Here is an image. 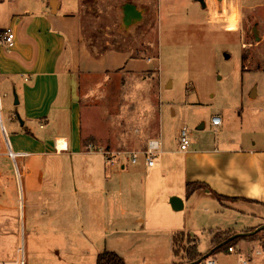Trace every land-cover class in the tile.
<instances>
[{"label": "crops", "instance_id": "crops-1", "mask_svg": "<svg viewBox=\"0 0 264 264\" xmlns=\"http://www.w3.org/2000/svg\"><path fill=\"white\" fill-rule=\"evenodd\" d=\"M9 3L0 2V30L14 28L16 43L11 48L0 43V152L8 146L27 156L21 175L13 160V170L0 175V213L7 214L6 240L18 242L22 229L27 246L28 215L34 210L33 234L47 254L31 261L3 257L0 264H97L105 250L117 252L126 264H178L171 256L179 231L198 241L192 231L200 224L212 245L213 230L243 232L264 223V138L235 146L227 138L226 147L218 140L194 141L182 151L180 137L173 146L158 129L140 149L161 141L154 166L143 153L136 164L125 160L113 166L84 142L79 78L117 70L144 74L157 69L154 59L133 57L128 49L94 54L80 1L78 9L65 0ZM3 162L0 157V166ZM189 182L206 187L188 195ZM172 196L184 200L182 211L172 208ZM61 240L70 244L63 250L81 255L61 256L56 246ZM162 243L170 244V251ZM260 247L257 240L237 245L250 255L249 264H264V256L255 253ZM147 256H157L156 263Z\"/></svg>", "mask_w": 264, "mask_h": 264}, {"label": "rangeland", "instance_id": "rangeland-1", "mask_svg": "<svg viewBox=\"0 0 264 264\" xmlns=\"http://www.w3.org/2000/svg\"><path fill=\"white\" fill-rule=\"evenodd\" d=\"M65 1L72 9H78L79 1L84 4L85 37L94 54L128 49L133 57L154 59L157 67L144 74L117 70L80 76L82 132L88 147L97 153L101 149L140 152L158 129L168 143L177 146L184 127L189 129L192 143L198 144L218 140L226 147L230 146L227 138L234 140V146L240 140L253 143L264 138V0H227L223 6L212 2L207 8L198 0ZM127 3L145 11L144 19L129 29L123 23ZM255 25L260 40L255 39ZM215 115L222 119L219 126L213 123ZM202 125L205 127L200 129ZM8 150L6 146L0 152L4 160L0 175L13 170ZM51 173L49 160L47 177ZM1 188L6 185L2 183ZM33 211L28 215L27 246L22 229L18 242L6 240L7 214L0 213L4 223L0 227V258L29 256L31 261V256H46V246L33 234ZM195 227L192 232L199 251L209 253L208 230L200 224ZM217 231H211L212 237ZM258 238H264V231ZM58 244L61 256L81 255L63 250L62 246L70 247L63 240ZM162 247L170 251V244L162 243ZM179 249L181 256H171L172 261L187 263L182 244ZM236 256L219 253L211 257L217 264H238ZM147 257L156 263L157 256Z\"/></svg>", "mask_w": 264, "mask_h": 264}, {"label": "built area", "instance_id": "built-area-1", "mask_svg": "<svg viewBox=\"0 0 264 264\" xmlns=\"http://www.w3.org/2000/svg\"><path fill=\"white\" fill-rule=\"evenodd\" d=\"M226 1L227 0H222V3H221V0H206V3H207V7L208 6L210 7V3H212V2L219 3V5L223 6ZM0 43L2 45L10 47V48L15 45V43H16V32H15L14 28L5 27V28L0 30ZM213 123L215 126L221 125L222 124L221 117L218 115H215L213 117ZM191 143H192V140H191L189 129L187 127H184L181 131V134H180V148H181V150L187 151L189 149V147L191 146ZM161 148H162L161 141L154 139V140L149 141L147 149L144 150L143 152H137V151H126V152L116 151V152H113L110 150L101 149L100 153L103 154V156L105 157L107 162L112 164L113 166L116 165L117 163H122L123 165H125V163H124L125 160H130L133 164H136L139 162L140 155L143 153V154H145L147 165L154 166L156 155L161 152ZM88 150L90 152H96L97 151V150H94L92 146L88 147ZM8 155L11 157V159H13L14 162H16L17 172L19 173V175H21L22 174V168H23V165L21 162H22V159L27 156V154L17 153V152H14L12 149L9 148ZM18 161H20V164H18ZM229 252L237 254L239 256L240 264H249L250 263V257H249L250 255H247L245 253L240 252L237 248V245L230 247ZM255 253L257 255L264 256L263 246L261 245V247L259 249H257ZM217 263L218 262L216 259L209 257V258L205 259L201 264H217Z\"/></svg>", "mask_w": 264, "mask_h": 264}, {"label": "trees", "instance_id": "trees-1", "mask_svg": "<svg viewBox=\"0 0 264 264\" xmlns=\"http://www.w3.org/2000/svg\"><path fill=\"white\" fill-rule=\"evenodd\" d=\"M206 186L202 184H194L189 182L187 184L188 195H192L197 189L205 188ZM218 198L221 199V196L216 194ZM256 228L247 229L245 231H252ZM264 230L250 236H240L234 239H230L237 231L232 229L227 230H218L217 233L212 237V251L211 256H215L219 253H229V249L232 246H236L241 240H252L259 241V243L264 248V238L259 239L258 237ZM180 244L184 247V258L189 262H196L201 260L208 253H201L198 248V241L192 236L188 231H179L174 235V253L176 256H181V250L179 249ZM208 251V252H210ZM210 256V257H211ZM209 258V257H208ZM207 259V258H206ZM205 260V259H204ZM202 260L201 263L204 261ZM199 263V264H201ZM97 264H126L124 258L115 251L105 250L98 255ZM184 264V263H183Z\"/></svg>", "mask_w": 264, "mask_h": 264}, {"label": "water", "instance_id": "water-1", "mask_svg": "<svg viewBox=\"0 0 264 264\" xmlns=\"http://www.w3.org/2000/svg\"><path fill=\"white\" fill-rule=\"evenodd\" d=\"M198 1L201 2V4L203 5L204 8H207L206 0H198ZM221 3H222V0H221ZM123 13H124V18H123L124 26H125V28L129 29L130 27L140 23L144 19L145 11L140 9L136 4L127 3L123 6ZM253 32L255 35V39L260 40L261 37H260L259 32H258V25L254 26ZM15 97H16V103H18L19 99H18V95L16 93H15ZM204 127L205 126L202 125L200 127V129H203ZM170 203L172 205V208L175 211H182L184 209V200L179 196H172L170 198ZM262 230H264V224L257 227L256 229H254L252 231H243V232L235 233L233 236H231L230 239H234V238L240 237V236L254 235V234H256ZM192 236H193V234H192ZM212 253L213 252L210 251L201 260H197L196 262L184 263V264H199V263H201L202 260L210 257L212 255Z\"/></svg>", "mask_w": 264, "mask_h": 264}]
</instances>
